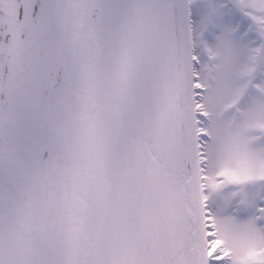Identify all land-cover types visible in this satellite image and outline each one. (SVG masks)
Masks as SVG:
<instances>
[{"label":"snow or ice","instance_id":"1","mask_svg":"<svg viewBox=\"0 0 264 264\" xmlns=\"http://www.w3.org/2000/svg\"><path fill=\"white\" fill-rule=\"evenodd\" d=\"M0 264H264V0H0Z\"/></svg>","mask_w":264,"mask_h":264}]
</instances>
